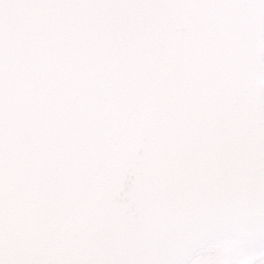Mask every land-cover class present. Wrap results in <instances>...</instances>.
Here are the masks:
<instances>
[{"label": "snow or ice", "instance_id": "6c2138e0", "mask_svg": "<svg viewBox=\"0 0 264 264\" xmlns=\"http://www.w3.org/2000/svg\"><path fill=\"white\" fill-rule=\"evenodd\" d=\"M0 264H264V0H0Z\"/></svg>", "mask_w": 264, "mask_h": 264}]
</instances>
